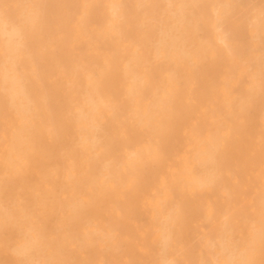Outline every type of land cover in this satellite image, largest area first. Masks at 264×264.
Wrapping results in <instances>:
<instances>
[{"label": "rangeland", "instance_id": "rangeland-1", "mask_svg": "<svg viewBox=\"0 0 264 264\" xmlns=\"http://www.w3.org/2000/svg\"><path fill=\"white\" fill-rule=\"evenodd\" d=\"M30 1L0 0V264H264V0Z\"/></svg>", "mask_w": 264, "mask_h": 264}, {"label": "bare ground", "instance_id": "bare-ground-1", "mask_svg": "<svg viewBox=\"0 0 264 264\" xmlns=\"http://www.w3.org/2000/svg\"><path fill=\"white\" fill-rule=\"evenodd\" d=\"M30 1V0H29ZM34 1V0H33ZM184 0H182V2H183ZM31 2V1H30ZM17 3V2H16ZM35 4V3H34ZM136 5H137V3H136ZM167 5V4H166ZM39 6V5H38ZM146 6H148V5H146ZM12 7V6H11ZM33 8H34V6H32ZM105 7V6H104ZM167 7V6H166ZM196 8V7H195ZM64 9V8H63ZM82 9V8H81ZM36 10V9H35ZM37 11V10H36ZM109 11V10H108ZM29 12V11H28ZM3 13V12H2ZM122 13V12H121ZM39 14H41V13H39ZM63 14V13H62ZM138 14V13H137ZM1 15V14H0ZM42 17V16H41ZM43 17H44V15H43ZM168 20V19H167ZM138 21V20H137ZM155 21H156V19H155ZM80 22V21H79ZM105 23V22H104ZM173 23V22H172ZM52 24V23H51ZM108 24H109V22H108ZM25 25V24H24ZM165 25V24H164ZM163 29V28H162ZM28 30H29V28H28ZM113 31V30H112ZM0 32H1V34L2 35H4L5 37H6V49H7V51H9V58H13V52L15 51V49H16V46L15 45H13L12 43H11V38H12V36H14V35H16V34H18L19 33V28L18 27H13L10 31H8V32H6V31H4L3 29H2V26H1V23H0ZM106 34V33H105ZM80 36V35H79ZM95 38V37H94ZM107 38V37H106ZM124 38V37H123ZM160 38H161V36H160ZM110 40H111V38H110ZM26 41V40H25ZM61 41V40H60ZM98 42V41H97ZM128 42V41H127ZM99 43V42H98ZM107 46V45H106ZM128 49V48H127ZM150 49V48H149ZM117 51V50H116ZM32 52V51H31ZM106 52H107V50H106ZM53 54V53H52ZM102 54V53H101ZM54 55V54H53ZM112 56V55H111ZM173 60V59H172ZM178 61V60H177ZM134 62V61H133ZM140 62V61H139ZM138 62V63H139ZM168 62V61H167ZM163 63V62H162ZM132 64V63H131ZM12 65H14L13 63H12ZM136 65V64H135ZM139 65V64H138ZM158 65V64H157ZM166 65V64H165ZM35 66V65H34ZM88 66V65H87ZM196 66V65H195ZM62 67V66H61ZM178 67V66H177ZM60 68V67H59ZM128 68V67H127ZM69 70H71V69H69ZM132 70H134V69H132ZM157 70V69H156ZM109 71V70H108ZM135 71H136V69H135ZM31 72V71H30ZM122 72V71H121ZM179 72V71H178ZM25 73V72H24ZM64 73V72H63ZM92 73V72H91ZM114 73H115V70H114ZM137 73V72H136ZM168 73V72H167ZM5 74H6V72H5ZM110 74V73H109ZM181 74V73H180ZM184 74V73H183ZM179 75V74H178ZM34 76H36V75H34ZM77 77V76H76ZM94 78V77H93ZM186 78V77H185ZM97 80H98V78H96ZM188 79V78H187ZM195 79V78H194ZM193 79V80H194ZM10 80V84H11V86H10V88H9V94H10V96L11 97H13L16 93H21L22 94V89L19 87V88H17L16 87V84H17V81L15 80V78H10L9 79ZM96 80V81H97ZM73 81V80H72ZM99 81V80H98ZM136 82V81H135ZM138 82V81H137ZM154 82H155V80H154ZM175 82V81H174ZM185 82H187V81H185ZM184 82V83H185ZM40 83V82H39ZM72 83V82H71ZM184 83H183V85H184ZM195 83V82H194ZM41 84V83H40ZM186 84V83H185ZM192 84V83H191ZM42 85V84H41ZM103 85V84H102ZM135 85V87H136V83L135 84H133V86ZM72 86V85H71ZM104 86V85H103ZM187 86V85H186ZM257 86V85H256ZM40 87V86H39ZM131 87V86H130ZM183 87H185V86H182V88ZM41 88H44L43 86L41 87ZM173 88V87H172ZM186 88V87H185ZM170 89V88H169ZM187 90V89H186ZM211 90V89H210ZM44 91V90H43ZM155 91V90H154ZM166 91V90H165ZM225 91V90H224ZM45 92V91H44ZM186 92V91H185ZM174 93V92H173ZM187 93V92H186ZM191 93V92H190ZM205 93V92H204ZM164 94V93H163ZM203 94V93H202ZM31 95V94H30ZM189 95V94H188ZM207 95V94H206ZM111 96V95H110ZM82 97V96H81ZM93 97V96H92ZM192 97V96H191ZM31 98H33V97H31ZM47 97L45 96V99H46ZM67 98V97H66ZM187 98V97H186ZM161 99V98H160ZM171 99H172V97H171ZM31 100V99H30ZM33 100V99H32ZM41 100V99H40ZM157 100V99H156ZM188 100V99H187ZM83 101V100H82ZM122 101H123V99H122ZM41 102V101H40ZM111 102V101H110ZM184 102V101H183ZM189 102V101H188ZM192 102V101H191ZM199 102V101H198ZM232 101H230V103H231ZM98 103H100V101L98 100ZM172 103V102H171ZM180 103H181V101H180ZM186 103V102H185ZM208 103V102H207ZM100 104H102V103H100ZM195 104V103H194ZM67 105V104H66ZM125 105V104H124ZM204 105H205V103H204ZM228 105H229V103H228ZM228 105H226V106H228ZM35 106V108H37L36 107V105H34ZM46 106H48V105H46ZM95 106V105H94ZM168 107V106H167ZM182 107V106H181ZM47 110H48V108H46ZM124 110V109H123ZM179 110H180V108H179ZM199 110V109H198ZM46 111V110H45ZM49 111V110H48ZM210 111V110H209ZM94 112V111H93ZM136 112V111H135ZM243 112V111H242ZM249 112V111H248ZM48 113H50V112H48ZM212 113V112H211ZM97 114V113H96ZM217 114V113H216ZM185 115V114H184ZM212 115V114H211ZM210 115V116H211ZM219 114H217V116H218ZM247 116V115H246ZM39 117V116H38ZM219 117V116H218ZM176 118V117H175ZM187 118V117H186ZM217 118V117H216ZM259 118V117H258ZM83 119V118H82ZM211 119H212V117H211ZM112 120V119H111ZM225 120V119H224ZM227 120V119H226ZM132 121V120H131ZM207 121V120H206ZM215 121V120H214ZM234 121V120H233ZM118 122V121H117ZM219 122V121H218ZM217 122V123H218ZM221 122H222V120H221ZM113 123V122H112ZM120 123V122H119ZM156 123V122H155ZM217 123H216V125H217ZM229 124H231L230 122H229ZM29 125V124H28ZM192 125H193V123H192ZM224 125V124H223ZM159 126V125H158ZM225 126V125H224ZM223 126V127H224ZM51 127V126H50ZM192 127V126H191ZM194 127V126H193ZM214 127V126H213ZM226 127H227V125H226ZM263 127V126H262ZM181 129V128H180ZM228 129V128H227ZM187 130V129H186ZM185 130V131H186ZM195 131V130H194ZM209 131V130H208ZM211 131H213L214 132V130H211ZM45 132V131H44ZM53 132V131H52ZM192 133V131H189V133ZM198 132V131H197ZM197 132H196V136H197ZM238 132V131H237ZM157 133V132H156ZM182 133L183 132H181V135H182ZM189 133H187V134H189ZM208 133V132H207ZM185 134V133H184ZM193 134V133H192ZM159 135V134H158ZM194 135V134H193ZM200 136V135H199ZM205 136V135H204ZM208 136H209V134H208ZM78 137V136H77ZM194 137V136H193ZM198 137V136H197ZM199 138V137H198ZM226 138V137H225ZM260 138V137H259ZM151 139V138H150ZM149 139V140H150ZM192 139V138H191ZM264 139V138H263ZM187 140H188V138H187ZM194 141H195V137H194V139H193ZM258 140V139H257ZM185 141V140H184ZM264 141V140H263ZM69 142V141H68ZM193 142V141H192ZM133 143V142H132ZM185 143H186V141H185ZM232 143V142H231ZM74 144V143H73ZM187 144V143H186ZM155 145V144H154ZM192 145H194V144H192ZM196 145H197V143H196ZM198 146V145H197ZM79 147V146H78ZM139 147V146H138ZM155 147H156V145H155ZM223 147V146H222ZM125 148H126V146H125ZM157 148V147H156ZM179 148H181L180 146H179ZM186 148V147H185ZM188 148V147H187ZM187 148H186V150H187ZM205 149V148H204ZM221 150V149H220ZM7 151V150H6ZM175 151H177V150H175ZM175 151H174V153H175ZM229 151V150H228ZM90 152V151H89ZM163 152V151H162ZM182 152V151H181ZM199 152V151H198ZM214 152V151H213ZM223 153H224V151H222ZM221 152V153H222ZM147 153V152H146ZM173 153V152H172ZM173 153V154H174ZM179 153V152H178ZM202 153V152H201ZM207 153V152H206ZM209 153V152H208ZM220 153V154H221ZM157 154V153H156ZM160 155V154H159ZM224 155V154H223ZM122 156V155H121ZM177 157V156H176ZM139 158V157H138ZM150 158V157H149ZM174 159H175V157H173ZM123 159V158H122ZM183 160V159H182ZM221 160V159H220ZM26 161V160H25ZM127 161V160H126ZM130 161V160H129ZM223 163V162H222ZM8 164V163H7ZM151 164H153V163H151ZM212 165V164H211ZM141 166V165H140ZM152 166V165H151ZM224 166V165H223ZM42 167V166H41ZM40 167V168H41ZM114 167H116V166H114ZM218 167V166H217ZM225 167V166H224ZM6 168V167H5ZM226 168V167H225ZM18 169H20V168H18ZM43 169V168H42ZM213 169V168H212ZM63 170V169H62ZM221 170V169H220ZM227 170V169H226ZM235 170V169H234ZM219 171V170H218ZM222 171V170H221ZM155 172V171H154ZM162 172V171H161ZM212 172V171H211ZM227 172V171H226ZM225 172V173H226ZM49 173V172H48ZM160 173V172H159ZM200 173H201V171H200ZM221 173V172H220ZM12 174H13V172H12ZM81 174V173H80ZM153 174V173H152ZM182 174V173H181ZM187 174V173H186ZM199 174V173H198ZM164 175V174H163ZM200 175V174H199ZM218 175V174H217ZM161 176V175H160ZM229 176V175H228ZM151 177V176H150ZM231 177V176H230ZM235 177V176H234ZM155 178V177H154ZM157 178H158V176H157ZM217 179V178H216ZM236 179V178H235ZM234 180V179H233ZM178 181H179V178H178ZM181 181V180H180ZM215 181V180H214ZM170 182V181H169ZM184 182V181H183ZM188 182V181H187ZM199 182V181H198ZM224 182V181H223ZM200 183V182H199ZM221 183V182H220ZM225 183V182H224ZM231 183V182H230ZM157 184H159V183H156L155 185H157ZM219 184V183H218ZM5 185V184H4ZM181 185V184H180ZM225 185V184H224ZM224 185H222V186H224ZM229 185V184H228ZM6 186V185H5ZM189 186V185H188ZM209 186V185H208ZM207 186V187H208ZM233 186V185H232ZM122 187V186H121ZM156 187V186H155ZM198 187V186H197ZM177 188V187H176ZM194 188V187H193ZM222 188V187H221ZM187 189H188V187H187ZM195 189V188H194ZM219 189V188H218ZM224 189V188H223ZM68 190V189H67ZM157 190V189H156ZM186 190V189H185ZM204 190V189H203ZM92 191V190H91ZM149 191V190H148ZM222 191V190H221ZM143 192V191H142ZM188 192V191H187ZM212 192V191H211ZM232 192V191H231ZM126 193V192H125ZM145 193V192H144ZM148 193H150V192H148ZM160 193V192H159ZM172 193V192H171ZM210 193V192H209ZM193 194V193H192ZM196 194V193H195ZM228 194H229V191H228ZM156 195V194H155ZM162 195V194H161ZM197 195V194H196ZM220 195V194H219ZM225 195H226V193H225ZM149 196V195H148ZM218 196V195H217ZM173 197V196H172ZM192 197V196H191ZM190 197V198H191ZM226 197V196H225ZM228 197V196H227ZM146 198H147V194H146ZM160 198V197H159ZM178 198V197H177ZM189 198V199H190ZM189 199H188V201H189ZM209 199V198H208ZM153 200V199H152ZM198 200H199V198H198ZM160 201H161V199H160ZM173 201V200H172ZM176 202V201H175ZM140 203V202H139ZM141 203H142V201H141ZM181 203V202H180ZM254 203V202H253ZM164 204V203H163ZM168 204V203H167ZM172 204V203H171ZM201 204V203H200ZM206 204V203H205ZM143 205H144V203H143ZM147 205V204H146ZM162 205V204H161ZM161 205H159L160 207H161ZM181 205V204H180ZM247 205V204H246ZM206 206H208V205H206ZM219 206V205H218ZM247 206H249V205H247ZM111 207V206H110ZM119 207V206H118ZM153 207H154V205H153ZM169 207V206H168ZM170 207H172V206H170ZM207 208V207H206ZM216 208V207H215ZM227 208V207H226ZM239 208V207H238ZM165 209V208H164ZM177 209V208H176ZM222 209V208H221ZM232 209V208H231ZM111 210V209H110ZM154 210L155 209H153V212H154ZM167 210H168V208H167ZM166 210V211H167ZM178 210V209H177ZM213 210V209H212ZM224 210V209H223ZM58 211V210H57ZM120 211V210H119ZM162 211H163V209H162ZM170 211V210H169ZM215 211H217V210H215ZM242 211V210H241ZM240 210H239V212H241ZM244 211V210H243ZM242 211V212H243ZM113 212V211H112ZM187 212V211H186ZM229 212V211H228ZM234 212V211H233ZM238 212V211H237ZM238 212V213H239ZM61 213V212H60ZM120 213V212H119ZM155 213H158V212H155ZM166 214V213H165ZM178 214H179V212H178ZM227 215V214H226ZM231 215V214H230ZM240 215V214H239ZM198 216V215H197ZM196 216V217H197ZM221 216V215H220ZM228 216V215H227ZM162 217V216H161ZM182 217V216H181ZM190 217V216H189ZM208 217V216H207ZM223 217V216H222ZM240 217H242V215L240 216ZM245 218H247L246 216H244ZM243 217V218H244ZM255 217V216H254ZM191 218V217H190ZM221 218V217H220ZM219 218V221L221 220L222 221V219H220ZM230 218H232V217H230ZM235 218V217H234ZM250 218V217H249ZM198 219V218H197ZM228 219V218H227ZM202 220V219H201ZM247 220V219H246ZM220 221V222H221ZM114 222V221H113ZM190 222H191V220H190ZM200 222V221H199ZM206 222V221H205ZM223 222V221H222ZM224 222H225V220H224ZM233 222V221H232ZM238 222V221H237ZM156 223V222H155ZM173 223V222H172ZM189 223V222H188ZM219 223V222H218ZM234 223V222H233ZM245 223V222H244ZM205 224V223H204ZM123 225H125V224H123ZM189 225V224H188ZM196 225V224H195ZM220 225V224H219ZM222 225H224V223L222 224ZM115 226V225H114ZM168 226V225H167ZM170 226V225H169ZM201 226V225H200ZM228 226V225H227ZM123 227V226H122ZM210 227V226H209ZM212 227V226H211ZM222 227V226H221ZM231 227V226H230ZM203 228V227H202ZM205 228V227H204ZM251 228V227H250ZM178 229V228H177ZM206 229V228H205ZM205 229H203V230H205ZM210 229V228H209ZM222 230V229H221ZM137 231V230H136ZM200 231V230H199ZM227 231V230H226ZM250 231V230H249ZM157 232V231H156ZM198 232V231H197ZM202 232V231H201ZM200 232V233H201ZM204 232H207V231H204ZM203 232V233H204ZM240 232V231H239ZM208 233V232H207ZM117 235H118V233H116ZM115 234V235H116ZM241 234V233H240ZM55 235V234H54ZM113 235V234H112ZM167 235V234H166ZM182 235V234H181ZM180 235V236H181ZM203 235H205V234H203ZM253 235V234H252ZM202 236V235H201ZM231 236V235H230ZM111 237V236H110ZM126 237V236H125ZM242 237V236H241ZM95 238V237H94ZM121 238V237H120ZM161 238V237H160ZM118 239V238H117ZM116 239V240H117ZM210 239V238H209ZM239 239V238H238ZM70 240V239H69ZM107 240V239H106ZM197 240V239H196ZM201 240V239H200ZM215 240V239H214ZM218 240H219V238H218ZM241 240V239H240ZM78 241V240H77ZM85 241H86V239H85ZM254 241V240H253ZM143 242V241H142ZM203 242V241H202ZM206 242V241H205ZM230 242V241H229ZM174 243V242H173ZM242 243V242H241ZM199 244V243H198ZM244 244V243H243ZM262 244V243H261ZM184 245V244H183ZM86 246V245H85ZM84 246V247H85ZM191 246V245H190ZM216 246V245H215ZM245 246V245H244ZM76 247V246H75ZM127 247V246H126ZM181 247V246H180ZM205 247V246H204ZM259 247V246H258ZM207 248V247H206ZM86 249V248H85ZM180 249V248H179ZM79 250V249H78ZM181 250V249H180ZM259 250H260V247H259ZM105 251V250H104ZM111 251V250H110ZM202 251H204L203 249H201V252ZM258 251V250H257ZM82 252V251H81ZM147 252H148V249H147ZM206 253V252H205ZM154 254V253H153ZM203 254V253H202ZM221 254V253H220ZM251 254V253H250ZM249 254V255H250ZM153 256V255H152ZM199 256V255H198ZM103 257V256H102ZM202 257H203V255H202ZM127 258V257H126ZM195 258V257H194ZM230 258V257H229ZM246 258V257H245ZM251 258V257H250ZM87 259V258H86ZM134 259V258H133ZM176 259V258H175ZM199 259V258H198ZM211 260V259H210ZM218 260V259H217ZM251 260V259H250ZM142 261V260H141ZM160 261V260H159ZM195 261V260H194ZM212 261V260H211ZM198 262H200V261H198ZM201 262L203 263V261L201 260ZM136 263V262H135ZM161 263V262H160ZM80 264V263H79ZM110 264V263H109ZM133 264V263H132ZM138 264V263H137ZM166 264V263H165ZM193 264V263H192Z\"/></svg>", "mask_w": 264, "mask_h": 264}]
</instances>
